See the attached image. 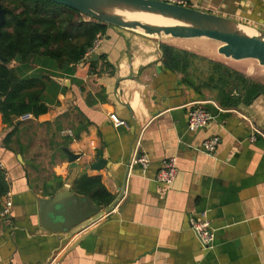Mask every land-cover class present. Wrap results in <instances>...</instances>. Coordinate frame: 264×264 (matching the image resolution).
<instances>
[{
  "label": "crops",
  "instance_id": "obj_1",
  "mask_svg": "<svg viewBox=\"0 0 264 264\" xmlns=\"http://www.w3.org/2000/svg\"><path fill=\"white\" fill-rule=\"evenodd\" d=\"M188 1L262 29L264 0ZM171 42L111 25L96 53L112 68L99 57L96 71L87 60L69 73L34 59L35 68L52 73L49 110L18 119L31 122L9 149L4 139L12 128L0 114V164L13 197L0 223V264H264V95L235 108L221 107L207 91L201 96L164 66L160 44ZM211 54L219 59L218 49ZM199 105L215 118L192 132L189 111ZM112 114L125 124L115 126ZM215 135V152L199 150ZM67 151L80 156L79 167H71ZM143 153L150 158L146 173L133 164ZM171 156L178 175L167 186L155 176ZM100 159L103 168L91 166ZM83 171L100 175L118 203L79 232L45 228L40 199L62 189L76 193L73 182ZM194 215L209 221L212 246L191 228Z\"/></svg>",
  "mask_w": 264,
  "mask_h": 264
},
{
  "label": "trees",
  "instance_id": "obj_2",
  "mask_svg": "<svg viewBox=\"0 0 264 264\" xmlns=\"http://www.w3.org/2000/svg\"><path fill=\"white\" fill-rule=\"evenodd\" d=\"M0 3L6 9L0 35V54L6 59V63L0 62V114L4 124L12 128L4 139L9 149L21 126L31 122L24 119L16 124V120L26 115L37 118L49 110L47 92L52 73L47 67L35 68L34 59L42 57L50 62L49 68L71 73L75 65L88 60V50L98 35L104 37L111 24L50 0H0ZM160 48L166 69L179 73L183 85L201 96L208 90L223 108L249 105L264 95L263 82L223 62L168 43H161ZM99 57L104 68H112L104 55ZM13 62L17 65L13 66ZM97 63L90 62V72L96 71ZM19 152L24 156L22 147ZM73 188L98 206L106 207L114 200L100 175L83 171L75 178ZM9 190L6 169L0 166V213ZM2 218L0 215V223Z\"/></svg>",
  "mask_w": 264,
  "mask_h": 264
},
{
  "label": "water",
  "instance_id": "obj_3",
  "mask_svg": "<svg viewBox=\"0 0 264 264\" xmlns=\"http://www.w3.org/2000/svg\"><path fill=\"white\" fill-rule=\"evenodd\" d=\"M72 7L92 18L125 29L138 30L146 35L163 39L206 37L221 43L218 52L234 60L255 59L264 66V30L248 34L246 27L229 17L200 10L195 7L168 3L161 0H50ZM121 12H141L159 15L175 21L172 25L145 23L138 19H128ZM6 22V9L0 3V35ZM94 53L89 62L97 61ZM0 62L6 59L0 54ZM20 120H17L18 123ZM71 167H79V155L67 151ZM19 158L22 159L21 155ZM100 159L91 166L101 169L105 164ZM115 199L106 207L96 205L90 198L69 189H62L52 198H41L42 225L53 232H79L108 214L118 203ZM94 210H98L94 213ZM94 213V214H93ZM214 241L203 245L212 246Z\"/></svg>",
  "mask_w": 264,
  "mask_h": 264
},
{
  "label": "built area",
  "instance_id": "obj_4",
  "mask_svg": "<svg viewBox=\"0 0 264 264\" xmlns=\"http://www.w3.org/2000/svg\"><path fill=\"white\" fill-rule=\"evenodd\" d=\"M168 3L178 4V5H189L188 0H161ZM262 29L264 30V23L262 25ZM103 37L98 35L96 40L94 41L93 46L88 50L86 54V58L91 57L94 53L97 52L100 44L102 43ZM111 118L115 124V126L119 127L125 124V121L119 119L115 114L111 115ZM214 114L205 108L204 106H196L193 107L189 111L188 115V129L192 132L200 130L206 127L212 120H214ZM63 133L73 137L74 133L71 129H66ZM256 133H260L259 130ZM262 134V133H261ZM255 138V136H254ZM220 142V136L215 135L202 143V146L199 150H202L205 153L212 154L215 152L218 144ZM133 164H136L140 167L143 173H146L149 165H150V158L146 153L138 154L135 156ZM1 168L4 169L2 164H0ZM178 175V168H177V156H171L165 159L162 162V166L158 173L155 176V180L157 182H161L167 186H170L176 179ZM13 207V197L12 192L9 190L3 198V210L0 215L5 218L7 217L12 210ZM191 228L197 235L201 244L205 245L212 241H214V231L212 230L209 221L196 218L195 215L190 219Z\"/></svg>",
  "mask_w": 264,
  "mask_h": 264
},
{
  "label": "rangeland",
  "instance_id": "obj_5",
  "mask_svg": "<svg viewBox=\"0 0 264 264\" xmlns=\"http://www.w3.org/2000/svg\"><path fill=\"white\" fill-rule=\"evenodd\" d=\"M163 38L170 39L171 41H173L171 43H174L172 45H175L176 47L192 51L208 59L223 62L226 65L251 76L255 80L264 83V66L261 65L255 59L234 60L232 58H227L222 54H216L219 57V59L211 58L210 57V55H212L211 53L213 51L217 52V49L221 45V43L216 40L206 37L179 39V38H172L171 36H164Z\"/></svg>",
  "mask_w": 264,
  "mask_h": 264
},
{
  "label": "bare ground",
  "instance_id": "obj_6",
  "mask_svg": "<svg viewBox=\"0 0 264 264\" xmlns=\"http://www.w3.org/2000/svg\"><path fill=\"white\" fill-rule=\"evenodd\" d=\"M123 16H125L128 19H138L145 23H152V24H158V25H172L176 22L159 16V15H153V14H147V13H141V12H121ZM244 31H246L248 34H255L257 33L256 29H252L249 27H242Z\"/></svg>",
  "mask_w": 264,
  "mask_h": 264
}]
</instances>
